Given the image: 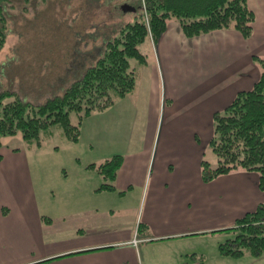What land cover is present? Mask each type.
<instances>
[{"label": "rangeland", "instance_id": "rangeland-1", "mask_svg": "<svg viewBox=\"0 0 264 264\" xmlns=\"http://www.w3.org/2000/svg\"><path fill=\"white\" fill-rule=\"evenodd\" d=\"M124 3L135 6V10L124 12L121 8ZM2 6L7 33L5 43L0 48V91L15 90L23 100L33 104L42 103L48 97L61 94L67 86L83 75L87 67L95 63L102 54L106 41L117 34L121 25L133 21L140 14H146L142 0H7ZM166 20L167 42L173 49L177 48L179 51L183 48L185 51L168 67L170 71L174 70V81L179 84L196 81L204 83L205 76L208 75L206 70L212 66L210 61L216 58L212 50L217 41L216 34L226 29L186 36L181 32L176 17L172 16ZM150 38L149 33L148 39ZM151 45L145 41L139 48L146 62L152 58L154 52V43L151 42ZM130 63L137 72V80L140 81L143 65L135 58H130ZM174 97L176 100H171V96L162 93L160 105L152 117L153 121H145L149 118L143 112H135L136 120L121 117L126 111L123 107L118 111L115 109L120 104L117 99L108 109L101 112L92 111L91 117L83 119L77 142L68 141L58 124L41 132L40 145L25 140L20 133L4 136L0 146V161L3 160V155L5 158L8 150L16 152L17 155L15 159L8 156L0 165V178L8 180V188L11 186V179L21 188L19 181L22 179L25 196L28 194L27 184L30 180L34 187L32 189L39 194V204L48 208V212L57 219L58 215L75 204L84 206V210L89 204L94 207L99 201L111 209L114 217L123 207L133 206L135 214H129L133 218L130 222L131 225L134 222L136 224L137 231L134 236L138 233L140 236L141 231L146 228L142 218L149 213L152 196H145L142 187L137 184L126 193L120 194L117 190V193L112 195L104 193L102 196H95L98 190H103L99 187L100 182L103 183L105 179L97 174L95 169L90 168L89 164H98L115 154L128 158L135 150L139 151L147 144H150V161L154 162V168L157 163H178L183 160L182 152L177 149L164 153L166 147L171 144L166 136L167 121L163 120L164 106L186 98V92L181 85L174 90ZM210 98L208 90L201 85L198 131H195V127L193 131L197 133L194 134L197 148H194L190 155V161L194 163L193 173L197 174L199 179L198 186L194 183L198 196H186L181 199L187 207L200 208L202 198H206L201 181L202 162H207L208 167H215L217 164L210 141L214 135V113L223 107L215 110L217 106ZM69 118L72 123H77L76 112L71 111ZM96 122L105 123L103 130L99 132V135L104 134V141L96 134L92 124ZM151 131L152 140L148 142L147 136ZM178 136H183V132L177 131L174 137ZM197 168L198 172L195 171ZM166 169L171 170L170 166ZM237 169L242 170V178L235 177L238 185H233V196L226 200L231 201L232 219L228 222L231 225L197 235V264H264V253L259 256L245 253L239 258L218 254L219 244L227 239L226 232L236 220L235 217L242 216L245 211L255 209L259 203L264 202V188L258 185L260 172L239 167L230 171ZM166 172L176 176L177 169ZM151 174L152 172L148 171L146 179H149ZM252 178H256L255 185L258 190L251 185ZM93 187L95 189L89 195ZM211 190L215 191L213 187ZM10 194L11 192L7 191V195ZM242 199L245 201L239 202ZM207 206L217 208L218 202L212 204L210 201ZM6 208L7 206L3 207ZM136 247V258L131 254L130 258H123L122 253L127 254L128 251L119 249L116 256L119 258V264H144V246Z\"/></svg>", "mask_w": 264, "mask_h": 264}, {"label": "crops", "instance_id": "crops-1", "mask_svg": "<svg viewBox=\"0 0 264 264\" xmlns=\"http://www.w3.org/2000/svg\"><path fill=\"white\" fill-rule=\"evenodd\" d=\"M247 4L255 15L251 35L245 38L233 28L217 32V41L212 48L216 58L210 61L212 66L206 70L208 75L204 83L196 81L179 84L174 81V70L170 71L168 67L185 51L183 48L179 51L173 49L165 38V28L156 42L147 40L149 46L151 42L154 43L152 52L155 55L153 52L152 58L142 64L140 81L137 80L135 88L127 94L130 96L125 95L117 100L120 104L115 109L118 111L123 107L126 111L124 115L120 114L121 117L136 120L135 112H143L149 118L145 121H153L162 93L176 100V87L181 85L186 92V98L164 106L163 112V120L167 121L166 136L171 143L164 153L177 149L182 152L183 160L178 163H157L154 168V162L150 161V144H147L143 149L135 150L128 158H123L113 182L114 189L94 192L95 196L104 193L112 195L117 190L121 194L137 184L142 187L145 196L150 194L152 203L149 213L142 218L146 228L140 236L139 233L134 236L136 224L134 222L131 225L130 222L133 218L129 214H135L133 206L123 207L114 217L111 209L99 201L94 207L89 204L84 210V206L75 204L58 215L57 219L48 212V208L39 204V194L32 189L34 187L30 180L27 184L28 194L25 196L22 179L19 181L21 188L12 179L8 188V180L0 178V264H119V258L116 257L119 249L128 251L127 254L122 253L123 258H136L135 248L139 245L144 246V264H197V235L231 225L228 222L232 219V206L231 201L226 200L233 196V185H238L235 177L242 178V170L237 169L219 174L209 182L201 180L206 198H202L200 208L187 207L181 202L186 196H198L194 183L198 186L199 179L193 173L194 163L190 161V155L197 148L194 140V134L197 133L193 131L194 127L198 131L199 89L202 85L208 90L211 102H215V110H218L228 105L237 92L252 88L260 77L262 69L253 56L264 58V0H247ZM173 53L175 55H171ZM89 117L91 114L85 118ZM92 124L99 139L104 141V134L99 135V132L105 123ZM177 131L183 132V136L175 138ZM152 136L153 131L147 136L148 142ZM16 155V152L8 150L0 165L8 156L15 159ZM168 166L171 170L177 169L176 176L166 172L171 171L166 169ZM148 171L152 174L146 179ZM195 171L198 172V168ZM255 180L252 178L251 185L257 189ZM212 187L215 191L211 190ZM94 189H91V193L89 191V195ZM7 191L11 192L10 196ZM210 201L212 204L218 202V207L207 206ZM244 201L242 199L239 202ZM4 206L7 208L3 209ZM242 216L235 218L237 220ZM236 220L231 227L236 226ZM226 233L227 239L233 234L229 230ZM133 238L137 239V244L132 243ZM218 254L230 256L221 254L219 249Z\"/></svg>", "mask_w": 264, "mask_h": 264}, {"label": "trees", "instance_id": "trees-1", "mask_svg": "<svg viewBox=\"0 0 264 264\" xmlns=\"http://www.w3.org/2000/svg\"><path fill=\"white\" fill-rule=\"evenodd\" d=\"M0 0V48L5 43L7 22ZM27 1V0H26ZM146 14L121 25L117 34L106 41L95 63L74 80L61 94L33 104L23 100L15 90L0 91V146L4 136L20 133L40 145L43 130L60 125L65 137L77 142L80 127L92 111L105 110L132 92L137 72L130 63L135 58L146 62L140 45L151 34L154 42L166 28V19L176 17L186 36H195L217 29L233 28L245 38L252 32L255 15L247 0H143ZM147 25H149L147 27ZM261 66V75L252 88L237 92L233 100L214 113V135L210 145L216 157L215 167L202 162V178L209 181L234 168L258 170L259 187L264 188V58L253 56ZM71 111L77 113V123L70 121ZM123 162L115 154L102 162L90 163L106 181L99 189H114V179ZM234 235L219 244L223 255L239 257L245 253H264V202L246 212L228 228Z\"/></svg>", "mask_w": 264, "mask_h": 264}, {"label": "water", "instance_id": "water-1", "mask_svg": "<svg viewBox=\"0 0 264 264\" xmlns=\"http://www.w3.org/2000/svg\"><path fill=\"white\" fill-rule=\"evenodd\" d=\"M121 8L124 12H127V11H134L135 10V6L129 4V3H124L121 5Z\"/></svg>", "mask_w": 264, "mask_h": 264}, {"label": "built area", "instance_id": "built-area-1", "mask_svg": "<svg viewBox=\"0 0 264 264\" xmlns=\"http://www.w3.org/2000/svg\"><path fill=\"white\" fill-rule=\"evenodd\" d=\"M136 241H137L136 239L133 240L134 243H136Z\"/></svg>", "mask_w": 264, "mask_h": 264}]
</instances>
